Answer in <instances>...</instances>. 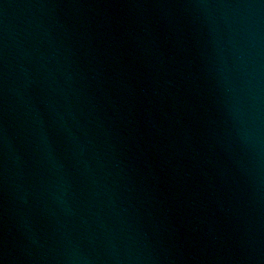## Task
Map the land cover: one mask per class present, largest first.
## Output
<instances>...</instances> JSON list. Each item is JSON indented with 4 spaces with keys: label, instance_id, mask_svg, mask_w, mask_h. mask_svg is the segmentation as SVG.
<instances>
[{
    "label": "water",
    "instance_id": "1",
    "mask_svg": "<svg viewBox=\"0 0 264 264\" xmlns=\"http://www.w3.org/2000/svg\"><path fill=\"white\" fill-rule=\"evenodd\" d=\"M0 264H264V0H0Z\"/></svg>",
    "mask_w": 264,
    "mask_h": 264
}]
</instances>
